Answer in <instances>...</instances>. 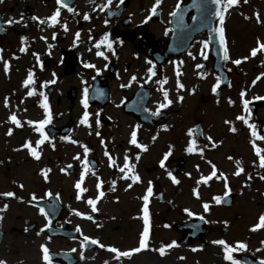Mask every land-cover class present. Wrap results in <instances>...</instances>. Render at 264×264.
I'll return each mask as SVG.
<instances>
[{"label":"flooded vegetation","instance_id":"flooded-vegetation-1","mask_svg":"<svg viewBox=\"0 0 264 264\" xmlns=\"http://www.w3.org/2000/svg\"><path fill=\"white\" fill-rule=\"evenodd\" d=\"M189 1L163 0L157 9L158 19L156 14L149 20L155 0H124L123 4L112 0L106 9L101 6L107 0H65L76 14L62 9L60 23L54 27L31 18L51 17L58 7L56 0L0 3V193L16 194L15 198L0 195V208L8 205L6 211L0 212L4 217L0 221V260L7 264H44L41 246L47 245L52 264H230L224 259L223 246L213 243L224 240L231 246L239 242L247 245L246 250L233 254L241 264L264 261V229L250 231L264 214V180L260 179L264 168L259 167L250 129L237 119L241 115L249 118L243 108V100L247 99L249 123L256 124L264 135V99H256L264 97V52L254 58L251 52H229V60L224 61L228 84L220 85L215 93L212 89L220 78L209 57V47L203 49V42L208 41L206 32L196 35L184 53L161 64L157 55L165 52L173 34L171 13H177ZM254 5L259 8L253 11V17L259 13L260 22L234 20L232 25L238 34L235 38L225 21L227 45L237 40L264 42V0H254ZM84 15L90 19L84 20ZM21 16L27 27L24 23L8 25L9 19L20 20ZM195 17L190 14L185 23L190 25ZM213 18L216 27L218 19ZM77 32L79 41L75 39ZM105 34L113 42L114 54L106 47H95ZM22 47H27V52H21ZM97 51H103L107 60L97 56ZM34 53L40 57L39 62ZM245 57L249 59L244 60ZM234 60L243 62L237 66L232 63ZM5 62L10 64L7 72ZM86 63L95 68H85ZM153 66L155 76L148 71ZM29 71L35 74V85L30 88L37 90V95L31 97L27 95L30 88L23 86ZM164 79L167 83L162 86L172 104L160 110L159 116H153L163 101L159 81ZM178 81L183 89L178 88ZM85 88L91 127L80 124L85 111ZM242 92L246 93L244 97ZM41 93L48 97L53 117L45 128L52 143L45 142L38 148L42 156L37 161L27 149H16H22L29 140L35 147L41 138L27 123L45 119L40 107ZM6 98L9 107H5ZM12 114L21 120L22 128L9 122ZM137 125L138 143L147 146V151L129 143ZM232 126L237 132L230 131ZM9 128L13 129L12 136L7 135ZM190 129H196L197 150L193 153L187 151L193 139L188 136ZM209 136L216 147L206 139ZM70 139L77 143H70ZM83 145L90 150L87 159L91 171L82 185L87 191L77 200L75 184L83 173ZM257 146L264 149V141H257ZM200 149L204 150L203 155ZM105 151L115 159L116 166H110ZM169 151L172 155L161 168L160 162ZM77 155L80 160L74 159ZM126 156L140 182L121 178L124 174L119 167L124 165ZM238 161L244 168L239 177L234 175ZM213 164L217 176L227 177V188L224 180L215 177L208 184L198 183L211 174ZM44 169H51L48 181L41 175ZM169 172L179 184L172 182ZM98 179L103 181L102 189L97 188ZM149 182L153 195L148 204V249L117 260L115 253L107 250L109 247L130 251L139 246L144 229L143 197ZM194 189L199 191V198ZM101 190L105 195L93 213L87 200L97 199ZM49 191L53 193L51 198L46 195ZM33 194L36 200L31 199ZM217 196L222 198L219 205L214 199ZM48 201L60 208L58 214L52 215L50 227L49 216L46 219L39 212ZM205 203L210 205L208 212H204ZM186 209L193 215L189 216ZM77 212L83 215H76ZM88 215L93 219L84 218ZM84 236L98 239L105 248L91 244L83 247ZM173 241L179 246L168 249L163 257L153 250Z\"/></svg>","mask_w":264,"mask_h":264},{"label":"snow or ice","instance_id":"snow-or-ice-1","mask_svg":"<svg viewBox=\"0 0 264 264\" xmlns=\"http://www.w3.org/2000/svg\"><path fill=\"white\" fill-rule=\"evenodd\" d=\"M94 2V0H93ZM163 0H155V4L154 6L151 8L150 12L151 15L148 17V19L150 20L152 18V16H155L157 14V9L160 8L161 4H162ZM211 4L215 5V10L214 12L211 13V16L215 17L216 19H218L219 22V27L218 28H213L212 31L218 35L219 37V43L221 48L223 49V59L225 61L229 60V50L226 46V40H225V28H224V24H225V15L226 13L229 11V9L233 8L234 6H238L240 4V0H210ZM0 3H4V0H0ZM56 3L58 5L57 9L55 10L54 14L51 15V17H49L48 19H39L38 17H32L31 19L36 21L38 20V22L41 25L47 24L49 27H54L56 24L60 23V17H61V10L62 9H67L68 12L76 14L75 9L70 7L65 0H56ZM124 0H120V4H123ZM243 3L247 4L248 0H243ZM112 4V0H107V3L105 5H102L101 8L102 9H106L108 7H110ZM172 16H176L177 13L176 12H172L171 13ZM256 20L257 22H260L261 17L259 13L255 14ZM211 18V17H210ZM84 20H89L90 17L88 15H84L83 16ZM246 19H248V17H246ZM8 25H13V24H17V23H24V26L27 27V23L24 22L23 20V16H21L20 20H15V19H9L7 21ZM3 30V29H0ZM64 31L67 32L68 31V27L67 24H64ZM43 39V37H42ZM53 39H55V36H53ZM75 39L76 41H79L80 39V33L77 32L75 34ZM211 43V41H204L203 42V49H208L209 44ZM96 49H101L102 47H106L109 51H112L114 54V49H113V42L110 40L109 38V34H105L103 36L102 39L99 40L98 43L95 44ZM27 47H22L20 49L21 52H27ZM264 52V42H260L258 41L257 47L253 48L251 50V54L250 56L252 58L256 57L258 53H262ZM3 49H0V60H3ZM36 60L39 62L40 61V57L38 55H36L34 53ZM97 56L99 57H103L105 60H107V56L105 55V53L103 51H97L96 53ZM189 55L191 56V53H189ZM201 55H203L204 59H207V55H204V52H201ZM193 59H195V57H193ZM249 59V57H245L244 60ZM243 61L242 60H234L232 61V63H234L235 65H240ZM149 64H151V61H148ZM40 67L41 69H43V63H40ZM85 68H95L94 64H90V63H86L84 64ZM154 67H151L148 69L149 73L151 74V76H155L156 72L154 71ZM197 67H203V65H198ZM10 69V64L8 62H5V71H9ZM99 74V73H98ZM34 73L29 71V74L26 78V80L23 83L24 88L29 89L30 86L35 85V79H34ZM55 75V74H53ZM176 75L179 78V76L181 75V72L179 70V68L177 67L176 69ZM261 77H257V80L260 79ZM132 80L135 81L136 77L133 76ZM52 83H55V81H52ZM159 83L161 84V88L160 91L163 94V101L159 104V107L157 109V111L153 112L152 115L153 116H159L161 114L160 110L168 108L171 104H172V100L169 98V93L167 90H165L163 88V84L167 83V79H164L163 81H159ZM253 84H255V81L253 82ZM45 87H47V84L44 85ZM123 87V85H122ZM178 88L183 89L184 85L182 83H179L178 81ZM220 88V83H217L212 91L215 93L217 91V89ZM193 94H194V90H193ZM27 95L29 97L31 96H35L37 95V90L35 87H31L30 90L27 92ZM41 95H43L41 93ZM246 95V93L242 92L241 96L244 97ZM183 97H179V100L182 102L183 101ZM257 100H261L264 99V97H256ZM83 107L85 109L84 114H83V118L80 120V124L82 125H87L89 127H91V125L89 124V113L87 111L88 107H89V103H88V89L85 88L84 89V94H83ZM229 103H233L231 100H229ZM5 107H9V102H8V98L5 99ZM40 107L44 109L45 112V119H43L42 121L39 122H33V121H27V123L32 126L34 128L35 131H37L40 135V139L36 142V146H33V142L31 140L27 141L23 146L22 149H16V151H21L23 149H27L30 156L33 157L35 160L39 161L41 159L42 153L41 151H38V148L40 146H42L45 142L48 143H52L48 134L45 131V128L47 125H50L52 123V113L50 110V106L48 103V97L46 95H43V103L40 104ZM243 108L244 111L246 113H248V117L250 118L251 116V110L249 108V101L247 99L243 100ZM249 118H246L244 115L238 116L237 119L240 121H243L244 124L247 125V127L250 129L251 131V136L253 137L251 143L252 146L255 150V154L259 157V167L264 168V154H262V152H264V149L260 148L257 146V141H264V135H261L260 132L257 129L256 124L254 123H249ZM9 122L14 125L16 128H22L23 124L21 122V120H19L17 118V116L15 114L10 115L9 117ZM226 123H230L228 121H226ZM139 125L136 126V128L131 132L130 134V141L129 143L131 145H134L136 148L138 149H142L143 151H147V146L142 145L140 143H138V131H139ZM167 130V129H165ZM230 131L235 133L237 132V128L235 126H232L230 128ZM196 133V129H190L188 132V136L189 137H193V139L191 140V143L189 145V147L187 148L188 153H193L194 151L197 150V143H196V139L194 138V134ZM8 136H12L13 135V129L9 128L8 132H7ZM97 135H99V133H97ZM156 137H153V139L155 140ZM208 141H210L212 143L213 147H216L217 145L215 144L214 141H212V138L209 136L206 138ZM70 143L72 144H76L77 141L75 140H69ZM103 143V142H102ZM53 149L55 148V145L52 144ZM83 152H84V159L82 161V165H83V173L80 176L79 180L76 182L75 184V189L77 190V195H76V199L80 200L83 197V194L87 191L86 188L82 187V185L84 184L85 181V177L89 174V172L91 171L90 169V161L87 159V156L89 154V148L87 147V145H83ZM203 149H200V154L203 155ZM172 155L171 151H169L168 153L165 154L163 160L160 162V167L164 168L165 167V161L168 160V158ZM105 156L108 157V160L110 161V166H116V161L115 159L107 152L105 151ZM74 159L76 160H80V156L77 155L74 157ZM137 160H139V156L136 157ZM229 159H232V157H229ZM68 168H71L72 165H68ZM51 169H44L41 173L43 179L45 181H48L49 179V173H50ZM62 171H64V169H62ZM119 172L124 174L121 178L125 179V180H131L133 183H137L140 182V177L139 175L135 174V169L134 166L131 165L128 157H125V163L122 167H119ZM242 173H244V168L242 166H240V162H237V171H235L234 175L239 177ZM93 175L95 174L94 172L92 173ZM169 177L171 178L172 182L174 184H179L180 181L174 176L172 175L171 172L168 173ZM217 178V179H221L225 181V187L227 188V177L223 174H220L219 176H217V169L216 166L213 164L212 165V172L210 175L208 176H204L202 177L198 183L199 184H208L209 181H211L213 178ZM249 180L252 179V177L249 175L248 177ZM261 180H264V176L260 177ZM132 185L130 184L129 187H131ZM19 187L23 188V185H20ZM103 187V181L98 179V184H97V188L98 189H102ZM112 190L115 191V183H113L112 185ZM230 192V189H229ZM194 193L196 195L197 198H199V191L194 189ZM0 195L2 196H6V197H12L15 198V193L14 192H6V193H0ZM47 197L51 198L53 196V193L51 191L47 192ZM105 193L101 190L99 191V196L97 199H88L87 200V204L90 205L91 207V211L93 213L97 212V204L99 202V199H102L104 197ZM153 195V188L151 186V182H149V187L147 188V193L146 195L143 197V201H144V206H143V223H144V229L143 232L141 233V238L139 240V246L130 250V251H120L115 247H109L107 250L111 253H115V258L117 260H119L121 257H131L132 255L139 253L143 250L148 249V242H149V236H150V221H149V208H148V204H149V198ZM32 200H36L37 197L35 194L32 195L31 197ZM57 199H59V197L57 196ZM215 199V203L217 205L222 203V198L220 196H217L214 198ZM54 207V206H53ZM8 208V205L5 204L3 208H0V212H4L6 211ZM203 209L204 212H208L210 209V205L208 203H205L203 205ZM188 212L189 216H192L193 213L189 210H185ZM39 212L41 215H43L46 219L48 217V213L45 211V209L43 207L39 208ZM76 215H83L79 212L76 213ZM85 219L88 220H92L93 217L91 215L85 216ZM4 219L3 216H0V221H2ZM200 219H204L203 216L200 217ZM47 226L50 227L51 226V220L48 219L47 221ZM167 227V225H166ZM260 229H264V214H262L259 218H258V223L252 227L250 229V231L252 232H256ZM25 231H27V229H25ZM41 231H43V229H41ZM214 244L216 245H220L223 246V252H224V259L229 261L230 264H241V262L237 259H234V253H236L237 251H242V250H246L247 245L243 242H239L237 243L235 246H231L229 245L226 241L224 240H216L213 241ZM88 244L91 245H99L100 248H105V245L101 244L100 241L98 239H91L88 236H84V244L82 245L83 247H87ZM179 245L173 241L172 243L166 245V246H162L159 249H153L154 251H158L160 256H164L166 255V252L168 249L171 248H175L178 247ZM41 251H42V258L44 261V264H52V257L49 254V248L47 247V245H42L41 246ZM73 252L76 251V249H72ZM193 251H197V249H193ZM81 259H83V254H81ZM183 259V257L181 258ZM0 264H7V261L5 260H0ZM260 264H264V261H261Z\"/></svg>","mask_w":264,"mask_h":264},{"label":"rangeland","instance_id":"rangeland-1","mask_svg":"<svg viewBox=\"0 0 264 264\" xmlns=\"http://www.w3.org/2000/svg\"><path fill=\"white\" fill-rule=\"evenodd\" d=\"M254 9V6L251 4V3H247L246 4V6L244 5L243 6V8H242V11H243V13H248V14H251L252 13V10ZM237 18V16H234L233 18H232V20L231 19H228V20H231L229 23H228V26H229V28H230V31H231V34L234 36V38L238 35L237 33H236V30H235V28H233V25H232V23H233V21L235 20ZM238 19L239 20H241V18L238 16ZM238 41V43H237V45H235L234 44V46H233V52H235V53H238V52H240V50H239V47H241V52L240 53H242V49L244 48V53H247V50H248V47L247 46H245L244 44H242V45H244V47L242 46V45H240L239 44V40H237ZM241 43H243V40H241ZM239 44V45H238Z\"/></svg>","mask_w":264,"mask_h":264}]
</instances>
